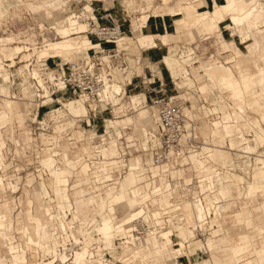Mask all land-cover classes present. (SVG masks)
Returning <instances> with one entry per match:
<instances>
[{
	"label": "rangeland",
	"instance_id": "rangeland-1",
	"mask_svg": "<svg viewBox=\"0 0 264 264\" xmlns=\"http://www.w3.org/2000/svg\"><path fill=\"white\" fill-rule=\"evenodd\" d=\"M121 1L124 0H116V3L114 4H106L102 0H92V4L95 5L97 9L101 8L103 12V9L106 7L109 8L108 12L117 11L119 23L123 21L124 17H126L127 22L130 25L131 21L133 20L134 22H136L143 15L144 11H150V14H155V12H157L158 14H164L168 13L169 8L174 6L175 4L176 6H179L181 3L187 5V2H191L190 5H193V2L195 0H187L186 2H177L178 0H169L167 4H164L163 0H151L150 2L148 0H127L130 7L126 6V4H123ZM199 2L200 1H196V3ZM70 4L66 5L65 10H56L58 5L64 6L63 0H0V56L4 59L1 63L3 65V68H1L0 70V85H6L4 87H6L10 91V96H12V98L13 96H16L17 98L24 97V93L25 91H27V93L25 94V98L29 99L26 100V102H28V105H26L27 103H25L27 108L23 107L24 103H16L18 104V106H20L19 109H21L16 111L19 112V115L14 114V110L10 113L8 109H6V107L0 106V178H2L4 182V184L2 185V189L0 190V195L2 196L4 193L9 198H15L18 204L17 210L14 213L15 219H13L11 207L8 204L3 203L9 207V210L7 212H0V229L5 230L6 232L7 230H11L14 226L17 227V224L19 223L21 239L23 240V243L27 245L21 251V253L17 254L22 255L24 257L23 259L16 260L13 258L15 264H24L23 262L25 260V252L31 242L32 244L35 243L39 248L37 247L35 249L33 247V253H28L27 258L30 261V264H37V262L46 260L47 258H49L50 260L55 259V263L53 264H58L60 262V259L54 256L52 252H45L49 250V241L51 239V234L49 233L50 228H48L46 225L50 217L45 215V210L50 209L53 210V212H57L58 210H64L72 206H74V208L76 209V199L79 198L78 195H76V192L79 191H86V196H91V189L86 186V181H84V179H87L88 177L85 175L83 178L77 175L82 169V166L84 167L86 164H88L87 161L91 158L95 159L96 161L102 159V156L100 155L95 156L94 151L96 150L95 143L101 141V136L103 134H106L107 137H109L108 135L110 134L111 137H114V139L117 140L116 147L119 149V152H121V154H124L123 151L128 153L124 158V162L119 163L118 165L115 164L116 168L113 169L114 174L118 178V180H116L117 183L115 185L119 186V188L120 183L118 184V182L123 181L129 171V169L126 170V168L123 166L124 163L127 166L134 165L136 168H138L141 165V160L138 156H141L143 161L149 162L153 154L152 152H154L155 141H153L149 136V128L148 130L144 131L142 127L136 128L140 125H136L135 127L133 122H129L126 125L120 124L119 126L109 125L110 123L108 124L109 120L116 121L122 120L127 117L125 114L119 115L118 111L120 109H116L117 113H115V115L107 113L105 115L106 121L96 119L94 122H92V114L91 112H89V110L87 116H84L85 118H77V116H74L75 114L73 112H70L66 108H64V103L67 102V100L80 99L78 97H74L69 94H59L57 97L59 99V102H50L49 100L47 101V98H44V86L42 84L41 86H38V83H40V76L38 75L35 77L34 75L35 72L40 74V67L41 64H43L45 58L48 57L47 64L52 70H56L59 64L63 65L66 61L82 59L84 58V56H90L93 60L99 58L102 60V64H104L105 68H107L108 70H115V72H117L118 74V77H123V81L119 79L118 83L120 85L123 84L126 78H135L136 75L144 74L147 69H153L157 73H159L161 77L164 78V81L166 82L165 88L169 91L174 90V84L171 81L172 74L161 61L163 58V54L161 55L159 61H156L158 60L156 59L155 61H152V63H149L152 59L150 57V52H153L157 49H162L138 48L136 46L137 42L135 43V41H137V38L134 41L133 34L131 33H127L130 37L126 36L122 41L124 42V45H120L119 43H103L104 46L100 49L94 48L89 50L86 47H77L70 51H49V55L51 57H49V55H42L43 51H47L50 47H53L55 43L63 42L64 40L69 38L76 37V40L88 41L89 39L86 37L88 35L91 39H99L94 33H90L89 31L87 33L85 32L88 30L86 26L88 21L80 19V21L82 22L81 23L77 19V16L73 15V13L75 12V15H78L81 11L72 9ZM72 4L73 7H75L74 5L77 3L73 2ZM87 5H90V3H88ZM219 5L220 4L217 3L214 7H217ZM246 6L250 7V4H247ZM208 8H206V6H201L199 7V10L205 11ZM259 8L261 10H264V0H261V6H259ZM91 10L92 8L89 11ZM90 13L91 12H86L85 15H89ZM166 16H168L171 20L175 19L170 15ZM253 20L254 18H252L251 21H248L245 26V28L248 29L249 32V35L245 37H243V34L237 26L232 25L230 21V16L228 14L225 15L223 22L219 24L220 27L212 32L202 30L200 26L196 25H189L183 28V31L188 30L191 35L185 36L173 42L172 45L177 49V51H173L171 52V54L174 55L179 61L177 66L173 68V71L178 70V76H181L183 75V73H186V68H188L190 73L186 78L183 77L181 79L179 77L178 82L180 84L183 83V85H185L184 87H189L190 85H193L192 87H194L195 89H199V86L203 89H206L203 86L208 84V77L203 74L206 72V68L212 67L214 65L217 67L220 65L231 66L235 72L236 78L241 80L239 72L240 70L234 66V64H236V60L233 59L230 63H227V60L235 57L233 50L236 53L243 52V50L245 51V45L249 43H252L250 45H247L250 46L251 49L260 48V46H262L260 43L262 41L264 42V15L263 18L259 20V28L256 27L254 22H252ZM72 21H76V26H84V31L80 32L79 29L75 28V30L72 31L73 34H69L66 36L63 35V37H60L56 31V26H58V28L60 26L61 28H67L70 27V22ZM219 29H221V31L219 32L220 35L216 33V31ZM171 31L174 32L175 30ZM247 38L249 39L245 40ZM222 43L224 44V46L222 45ZM5 45L6 48L13 47L16 45L24 46V53H28L26 57H28L29 54L31 57H29L28 59H23V53H18L15 56L14 60L4 58L3 47ZM228 47L231 50H227ZM233 47L239 48L233 49ZM116 48L126 49V51L124 52L127 53L123 55V57H121L120 59H110L111 62H108L109 58L105 60L109 55L108 51L104 53H96L99 50H112ZM189 48H192V51L188 52ZM19 50H22V48L20 47ZM252 51L250 50V53L254 55ZM66 53L70 55L58 57V55ZM191 53L192 60H190L189 56ZM178 54H181L180 57ZM44 56L45 58H43ZM218 60L226 64L220 63ZM30 61L33 63L31 68L32 70L29 71L32 77L28 74V72H26V68L30 66L27 64H30ZM187 65H190V67H188ZM244 68L247 72L246 75L248 76V78H259L261 76L257 69H253L252 67H250V64L245 66ZM60 72H62V70L58 69L57 71L52 72V74ZM5 74L9 76L8 82L4 81ZM33 77L38 79V83ZM138 79H140V77H138ZM44 85L48 88V90H51L52 82L49 79H46V81L44 79ZM259 86L260 85L258 83L255 85L253 84L250 89H247L245 87L247 90L245 89L244 93H238V97L240 96L242 105L244 104L246 99L248 100L250 98H254V96L257 97L258 94L253 89H256ZM123 88L126 89V94L124 98L120 100L119 106L122 105L128 107V112H126V114L128 116H131L132 120V116H134L135 119L137 117H141L142 110H140L139 108L144 107L148 109L145 106H141L143 104V100L141 99V97L144 98V95L137 96L139 90H133L131 87L124 86ZM261 88L263 89L262 94H264V88L262 87V85ZM204 92L208 93L199 94V92L194 90V99L199 106V113L203 116V118L206 116L207 108L214 107V99L221 95L220 90L217 87ZM229 94L230 92L227 90L223 93V95L227 96H229ZM1 95L2 96H0V102L3 101V98H6L5 93ZM133 97L136 99V106L132 101ZM238 97L231 93L229 99L231 101H236L237 99H239ZM204 98L206 99L205 101ZM259 99L260 97L258 98V100ZM80 100L84 103L82 99ZM230 100H225L223 104L228 105ZM239 109L244 111V116L248 120L250 117L258 118L259 125L261 126V128H257L259 131L258 134L257 130L255 131V129L246 132L244 125L243 127L241 126L243 139L235 140L237 142H240V146H231V149L229 150V156L231 159H233L234 162L232 163L234 166V170L231 172L233 174H236L234 177L235 180H237L236 178H238V181L243 180L242 191H244V199L243 203L239 202L238 204L240 205H232V207L230 206V208H226L228 209L226 211L237 212V208L238 206H241V203L242 209L245 210V202L248 201V208L252 211L254 215H258L260 213L258 212L260 210L259 207L264 208V188H261L262 191L257 192L255 196H251L248 198L246 197L245 193L249 190L248 185H250V187L258 185V181H256L254 177H252V175L256 173L258 171L257 169H259L260 167H256L254 170H251L252 168L250 169L249 166L246 165L247 168H249L250 170L246 169L245 171L243 169V171H238L236 165L238 164V155L236 150L245 148L251 144L252 146H255L254 150L250 151V154L245 153L246 156H244V159L248 161V156H250L251 161L254 163L256 162V158H264V139L261 138V136H264V120L261 118V114L264 115V108L261 106H256L254 108L239 106ZM148 110L149 112H145L146 117H149L150 119L148 123L151 131L155 132V122L153 121L154 111L152 108ZM219 110L222 114H224V112H227L229 109L228 107H222ZM21 111H24L23 115ZM60 113H63L64 115ZM138 114L140 115L138 116ZM235 114L237 115L238 113ZM57 116L58 118H56ZM210 118L211 117H209V119ZM56 119H58V123L56 122ZM204 119H207V117ZM241 120V123L243 124L245 122V120H243V116ZM64 122L66 123L64 124ZM67 122L71 124L67 125ZM91 122L93 123V125L95 124L97 126H90L91 124L89 125V123ZM57 126L58 128L61 127L59 129L60 131L58 130ZM63 126L65 129L62 128ZM202 126L203 124L199 123L198 128H202ZM208 127H210V124H208ZM116 128H118V130H121V135L117 134ZM56 129L59 132H56ZM42 134H44V137L46 138H44ZM50 140L53 142H51ZM197 141L198 143L196 144V146L198 150H203L202 146L206 145V140L204 132L200 129H198ZM241 143H243V145ZM222 144L223 143H221L220 141L216 142V145L218 147H221ZM224 147L226 149L230 148L229 138L228 142L227 138L224 139ZM132 148L133 152L130 154L129 149ZM136 149L139 150L137 151ZM107 150L109 149H105L104 147L103 152ZM246 151L248 150L246 149ZM73 152H77L78 154H74ZM83 154H85L84 159ZM132 157L133 159L131 161ZM96 163L97 169L99 168L97 167L99 162ZM228 164L231 165V163ZM75 165L77 167H75ZM65 168L69 169V171ZM60 171L63 172V174H61ZM102 173L105 174L106 171ZM63 177H66L69 180L68 186H66L67 184L62 186H54L57 181L62 182ZM109 177L110 176H107L105 178ZM52 178L54 180V184L51 182ZM80 178L83 180H81ZM130 178L132 179V177ZM142 178V181L146 179V177ZM230 178L233 179V176ZM110 182L114 183L113 181ZM110 182L99 184V189H96L97 193H102V197H105L106 190L108 189L106 184ZM147 182L149 181H146V183ZM9 183H14V185L16 184V189H13L15 191L12 190ZM261 184L264 186V183H260V185ZM5 186L7 188H5ZM146 186L148 188L149 184L147 183ZM232 188L233 189L231 190L234 191V196H239L240 192L234 190V186H232ZM142 191V193H146L148 190L146 191L145 187H143ZM72 193L74 194L72 195ZM132 194L137 195L135 192H132ZM123 195H125V193H123ZM5 198V196H2L0 198V203L5 202L3 200ZM102 199V205H105L104 201H106L107 198ZM136 199L137 197L135 196L129 198V204L133 209L136 208ZM256 207H258L257 210ZM20 209H23L22 216L20 217L19 215V218H17L16 215L20 211ZM140 209L141 208H138L137 210ZM82 211L85 210L81 209V212ZM116 212L117 216L121 219L123 217L122 209L118 208ZM190 212L191 216H187L192 219V211L190 210ZM228 212L222 215V222L224 221V224H226L225 228L227 229L228 227L227 230L230 233H233L234 230L237 231V233H235L233 237H237L238 233H240V235L243 233H248L252 235V242L251 244L249 243L248 249L244 255L247 259L254 260L253 264H258L255 260L256 254L253 253L252 248L262 246L261 239L255 240V238H258L260 232L254 229V227H246V225L248 224L247 222L252 224L259 223L260 226L263 227L262 230H264V219L262 221H259L258 219H251L246 222V225L242 222L240 226H238L237 224L232 226V224L234 223L232 221L235 217L233 218V220H231L229 217L227 220H224V215H226ZM90 214H93V212H90ZM107 214L110 213L109 210L105 207L103 211L101 213L99 212V214L97 215V222L90 225L91 235L95 236L97 240L89 242L91 250L90 253L93 255L94 260L91 263L88 262L87 264H99L100 262L98 260L100 259H104L106 262H108V264H141L139 262L140 260H138L137 262L134 261V258L130 256V253L126 254L122 245V242L124 241V239H122L123 237H115L114 239H112L113 235H111L110 239L107 240L106 236L111 228L108 226V224L104 226L100 225V231L102 232V236L96 229L93 228L94 224H100L101 221L103 223L104 220H102V218ZM56 217V215L52 216V218ZM69 217H71V215ZM127 219L128 217L119 221L120 224L124 226L126 224ZM27 221L29 224H27ZM115 225L116 223L113 226L115 227ZM61 226L65 227L66 223L62 222ZM215 229H218L217 225L212 226L210 222V224H206V229L197 230L195 236H192L193 238L191 237V245L186 242V247L184 249V253L182 254L184 257V264H213L214 254L216 256H225L229 253L228 248L230 247V245L227 243H222L221 246H217L215 251L213 252L207 250L205 246L201 247L196 244V241H199L202 244L206 243L207 239L214 235L213 231ZM99 235L102 237L101 241L98 239ZM222 236L223 234L217 235L216 237H214V239L218 240ZM171 238L173 240L174 245L182 241V237L179 234L173 235ZM110 243L113 245H110ZM0 244H2V242ZM67 244V252L68 254H70V257H72L73 248H79L80 246H83H78V243L75 242V239H73V237L70 238V241H68ZM107 244H109V246ZM86 248L88 247H85L77 252H81ZM61 250L64 249L61 248ZM154 251H149L150 255L148 256L150 260L152 259L153 261L147 260V254H144V256L142 255L143 263L160 264L163 260V264H177L176 262H174V260H168L167 258L162 259L163 253L161 254L158 251ZM135 253L136 251H132L131 254L134 255ZM104 260L103 264H105ZM131 260L134 262H131ZM204 260H206L205 263H203ZM6 261H10L9 258L6 259L4 262L6 263ZM73 263L76 264V256L74 258Z\"/></svg>",
	"mask_w": 264,
	"mask_h": 264
},
{
	"label": "built area",
	"instance_id": "built-area-1",
	"mask_svg": "<svg viewBox=\"0 0 264 264\" xmlns=\"http://www.w3.org/2000/svg\"><path fill=\"white\" fill-rule=\"evenodd\" d=\"M73 2L77 3L74 5L75 7H73ZM68 4L71 5L72 9L82 11V4L79 0H68L66 5ZM101 10V8H95L93 10V13L95 14L94 17H89L87 19L90 33H94L99 39L103 38L112 41L118 40L123 37V35L127 34V31L123 28L127 23L126 17H124L123 21L119 23L117 18L109 13L106 16H102L108 20V23L101 24L99 22V14ZM106 51L109 52V55L107 56V58H109L108 62H111L110 59H120L127 53L124 52L126 49L118 48L103 51L99 50L96 53H104ZM178 55L180 57L181 54ZM47 60L48 57L44 60L46 63L43 62V64H41L39 71V76L43 82L44 79L45 81L46 79H49L52 82L51 90L46 92L44 89V98H47V101L59 102V99L57 98L59 94H69L80 99L83 98L89 112L92 114V122L96 119L106 121L105 115L107 113L115 115V113H117L116 109H120L118 111L119 115H123L128 112V107L119 106L120 100L123 99L126 94V89L123 87L128 86L133 90H139L137 96L144 95V98L141 97L143 100V104L141 106H145L148 109L152 108L154 111L153 119L155 122V132L153 134L148 133L151 139H156L154 152H152L153 154L151 156V162L154 167L158 168V173L154 175L150 170L149 165L146 164V179L147 181H153L158 185H167V189L163 193L165 194V198H167L168 203L164 204L160 201L152 203L151 200H149L151 203H148V207L159 208L161 214H159L158 217H155L153 216L154 214L152 211L146 209L145 213H141L129 223L124 225V227H126V233L133 236L136 242L141 239H145L148 234H151V232H155V234L160 235L163 232L169 231L171 237L173 235H178V232L180 231L179 226L182 223H186V217L183 211V207L186 202L206 205L210 202V200H215V204L217 205L218 202L223 203L229 199H234L229 195L227 197H224L221 194H216L214 196L216 193L214 188L220 187L219 178H217V175L213 173V170L207 169L204 166L199 167L198 162L192 159L193 155L195 156L196 154H199L200 157L202 156V158L208 159L205 165L212 161L211 158L203 157V154H201L202 150H198L196 146L198 143V129L201 130V128H198V125L199 123H203L205 120H212L214 117L218 118V113L216 112L207 113L204 117H207V119H204L199 113V106L194 99V90L199 92V94H203L200 89H195L192 86L184 87L185 85L179 89L177 88L175 79L171 75L174 90L169 91L165 88L166 82L164 81V78L161 77V75H159V73L155 70L151 69L149 71V69H147L144 74L136 75L135 78H126L123 82L124 85L122 84V88L116 90L113 85L119 82L117 72H115V70H108L105 68L104 64H102V60L99 58L93 60L90 56H84L82 59L66 61L63 65L59 64L56 70H52L50 68L47 64ZM29 63L30 66L26 68V72H28V74L32 77L29 71L32 70L31 68L33 63L31 61ZM187 66L190 67V65ZM58 69H61L62 72L52 74V72L57 71ZM187 72L189 75V70H187ZM138 77H140V79H138ZM34 79L38 83V79ZM38 86H41V84L38 83ZM205 100L206 99L204 98V101ZM209 117L211 118L209 119ZM92 122L89 123V125L91 124L90 126H97L95 124L93 125ZM240 122H242V120ZM108 136L109 137H107L106 134H103L101 136V141L95 143V146L103 145L108 148L110 146V141L114 139V137H111L110 134ZM242 136L243 134L240 124V131L237 136L238 140L243 139ZM241 144L243 145V143ZM136 150L138 151L139 149ZM236 151L238 155V164H236L237 170L243 171L245 167L244 156H246V152L243 149H237ZM123 152L124 154H121L118 150L117 155H112L111 159H108V157H105L97 151L98 155L102 156V159L99 161L92 158L88 160L87 163L90 166L89 171L94 172L93 170H97L94 168V162L102 163L105 161L104 163L106 165L104 167L106 170L99 171L101 173L106 171L103 175H111V177H104L102 180H98L96 177H93L92 179L94 180L91 183L94 182V184L98 187L99 184L106 182H116L118 178L114 174L113 169L116 168L115 164L118 165L119 163L124 162V158L128 153L125 151ZM132 152L133 148L129 149V153L131 154ZM84 157L85 154H83V159ZM111 161H117L118 163H113ZM212 164H215V162H212ZM215 165V169L220 172L223 180L224 176H227L234 170L233 164L220 165L216 163ZM123 166L126 170L130 169V165L127 166L124 163ZM181 172L183 173L181 174ZM240 185L242 186L241 188H243V183H240ZM153 197L162 199L163 195L153 194ZM243 199L244 196L242 194L236 198L237 202H242ZM211 216H214V212H211L206 216V223L204 226L197 225L193 228L195 233L199 229H206V224H210L209 219H211ZM13 232L16 235L20 234L17 229ZM117 237H123V242L128 239L127 236L123 234L117 235L116 238ZM79 245L84 246V242L78 243V246ZM33 246L37 248L36 245ZM53 263H55V261L50 262V264ZM58 264L64 263L60 261Z\"/></svg>",
	"mask_w": 264,
	"mask_h": 264
},
{
	"label": "bare ground",
	"instance_id": "bare-ground-1",
	"mask_svg": "<svg viewBox=\"0 0 264 264\" xmlns=\"http://www.w3.org/2000/svg\"><path fill=\"white\" fill-rule=\"evenodd\" d=\"M79 1L82 4V11L78 15H75L76 12L73 13V15L77 16V18L79 20L80 19L81 20L82 19L83 20H87L89 17H94L95 14L93 13V10L96 7H95V5L92 4V0H79ZM165 1H168V0H165ZM196 1H199V0H195L194 2H196ZM257 1L258 0H224V3L222 5L214 7V10L212 11V17H213L214 20H219L224 14L225 15L228 14L231 17L230 19L233 22V24H235L240 29V31L242 32L243 36H247L249 34L248 30L245 28L247 22L251 21V19L254 18V20H253L254 24L259 27L260 26L259 20L261 18H263V15H264L263 14V10H261L259 8L260 5L257 3ZM67 2H68V0H63V4H64L65 8H66ZM88 3H90V5L92 7L91 11H88L86 9ZM187 3L191 4V2H187ZM247 4H250V7H247L246 6ZM192 10L194 12L198 11L196 7H194ZM86 12H91V13L89 15L88 14L85 15ZM172 12H173L174 16H177V17L180 16L181 18H187V20H189L191 22L194 21L193 17H192V14H191V9L187 5H184L183 3H181L178 6V8L173 9ZM76 25H77L76 21H72V22H70V27L61 28L58 31H59L60 34H62L64 36L69 35V34H73L72 31L75 30V28L79 29L80 32L84 31L83 30L84 26H76ZM88 31H89V29L87 31H85V32L87 33ZM126 36H128V34L123 35V37H121V38H119L118 40H115V41H112V40H109V39H103V38H100L98 40L95 39L94 41L97 42V43H94L93 40H90V42H89V41H85V40H83V41L76 40V37H73V38H69L68 37L69 39H66L63 42L55 43L53 47H50L47 51L46 50L43 51L42 55H49L50 54L49 51L50 52L54 51V50L55 51L58 50V52H59V50H63V51L64 50H68V51H70V50H73V49H75L77 47H80V48L81 47H86L89 50L94 49V48L98 49V48L103 47V45L102 44L100 45L99 43H110V44L121 43ZM136 42H137V44L140 47H143V48L147 47V46H150V45H152V46L153 45H158V43H159L158 41L155 40L154 36H152V35L140 36L139 38H137ZM260 44L262 46H260V48H255V49H251L250 46H246L247 50L244 52V54H241L239 57H234V59L236 60V64H234V66L240 70L239 71L240 75H241L242 79H244L245 87L247 89H250V87H252L253 84L255 85L257 83L259 85H262V87L264 88V42L262 41ZM89 45H91V46H89ZM250 50L251 51L253 50L252 52H253L254 55H252L250 53ZM191 55H192V53L189 56H191ZM227 63H228V60H227ZM224 64H226V63H224ZM249 64H250V67H252L253 69L257 68L262 73V76H260L259 78H250V79H248L244 67L249 65ZM27 65H29V64H27ZM186 70H188V69L186 68ZM233 72L234 71L231 68H229L228 66L220 65V66L217 67V66L214 65V68L210 69L209 73H211V74H213L215 76H218L220 78H223L224 76L233 75ZM187 74H188V72H187ZM34 75L36 77L39 74L35 72ZM4 81L8 82V80H6L5 77H4ZM39 82H40V84H42L44 86V88H45V90L47 92L48 88L44 85L43 80L39 78ZM113 86H114V89H116V90L121 89V86L119 84L115 83ZM134 97L132 98V101H133L134 105L136 106V99ZM81 99L84 101L83 98H81ZM16 103H18V102H16L15 100L13 101L12 99H9V98L8 99H4L3 98V101L0 102V106L6 107V109H8V111L10 113L14 110V114H19L16 111L20 108V106H18V104H16ZM237 103H235V104H237ZM231 104H233V103H231ZM64 106H65L64 108H66L68 111L73 112L75 114L74 116H77V118L78 117L87 116L88 109L86 107V104H84L80 99L67 100V102L64 103ZM60 112H61V110H60ZM209 112L218 113V118L214 117L212 120H205L202 123L203 126L201 128V131H203L204 135H205V131L207 130L206 127L208 126V124H210V129H211V134H210V137H209L210 143H209V141L207 143L206 137H205V140H206V145L210 144L209 146L213 150L217 147L216 141L212 139V136H213V133H214L215 130L220 132V134H221L220 138L223 139L222 140L223 144H224V139L227 138V142H228V138H229L230 148H228V149L230 150L231 149L230 141L238 139L237 136H238L239 131H240V124H241L242 127H243V125H249L248 126L249 128L246 129V132L251 131L252 129H254L253 126L251 125V122L244 116V114H245L244 111L239 109V106H235V107L229 108L228 112L231 113V116H230V114L229 115L227 114L226 117H225L224 114H222L221 112L214 111V110H212L210 108H207L206 114L209 113ZM235 113H238V114L236 115ZM60 114H63V113H60ZM125 115H127V114H125ZM138 115H140V114H138ZM242 116H243V120H245V122L243 124L240 122ZM132 117H133L134 122L136 123L135 125L142 126L141 122L139 120H137V118L135 119L134 116H132ZM56 118H58V116ZM60 118H61V116H60ZM56 122L58 123V119H56ZM61 122H62V120H61ZM59 123H60V120H59ZM65 123L66 122H64V124ZM70 124L67 122V125H70ZM154 127H155V124H154ZM57 128H58V126H57ZM60 128H58V130ZM62 128L65 129L64 126ZM229 130H231V131H229ZM59 131H57V129H56V132H59ZM116 132H117L118 135L122 134L121 130H119V132L116 130ZM150 134H153V133H150ZM256 134H257V132H256ZM42 135L44 137V134H42ZM52 137H54V136H52ZM44 138H46V137H44ZM152 140L156 141L155 138H152ZM51 142H53V141H51ZM116 142H117L116 139L111 140L110 141V146L108 148L105 147V149L107 148L109 150H107L105 152H103V149H104L103 145L102 146H95L96 150L94 151V155L95 156L98 155V153H97V151H98L101 154H103L105 157H108V159H111L112 155L115 156V155L118 154V150L119 149L116 147ZM239 144H240V142H239ZM206 145H203L202 149ZM101 147H103V148H101ZM241 149H244L245 151L247 149L249 152L246 151V153H250V151L253 150V148L251 146H248L247 148L246 147L245 148H241ZM201 154H203V157H208L209 156L208 153L204 154V150H202ZM216 157H217V155H216ZM208 158H210V157H208ZM132 159H133V157L131 158V161H132ZM192 159L194 161L198 162V166L199 167L204 166L207 169L213 170V173H215L217 175V178H219L220 187L214 188V191H216L214 196L216 194H218V195L221 194L224 197L225 196L227 197L229 195V196H232L234 199H232V200L229 199L228 201L223 202V203L218 202L217 205L215 204V200H210V202L207 203L206 205L192 204V203L186 202L184 204V207H183V211H184V214H185V217H186V223L185 224L182 223L179 226V230L180 231L178 232V234L182 237V241H180L176 245L173 244V240L171 238V235H170L169 231L163 232L160 235L155 234V232H151V234H148V236L145 239H141V240L136 242L133 236H131V235L126 233V227H124L122 224H120L118 219H114V222L116 223V225H115V229H114V231L112 233V235H113L112 239H114L117 235H120V234L126 235L128 239H127V241L123 242L122 245L124 247V251L126 253H130V256L132 258H134V261L137 262L138 260H140L139 262L141 264H147V263H143V257H140L139 255H138V257H136V253L134 255H132L131 254L132 250L128 251V249L131 248L132 246H134L135 243L138 244L140 242H143L148 247V251H153L154 249H160L162 251V253H164V252L168 253L170 251H174L178 256H183L182 254L184 253V249L186 247V242H188L189 245H191L190 241L192 240V238L196 234L193 228H195L197 225L204 226V224L206 223V216L208 214H210L211 212H214V216H211V219H209V221L211 222V225H212V223H215V224L216 223H221V225H223L224 221L222 222V219H223L222 215L224 213L228 212V211H226V210H228L226 208H228V207L230 208V206L232 207V204L230 202H236L237 203L236 198L238 196H234V193H233L234 191H232L231 189H233L232 186H234L235 187L234 190H237V192H240V190H241L240 183H242V181H239V183L237 185L236 181L232 180V178H230L229 175L224 176V180H223L220 172H218L217 169H215L216 168V165H215L216 163L220 164V165H224L222 160H220L219 158H217L218 160L211 159L212 161L209 164L202 165V164L199 163L198 160L199 159H204L207 162L208 159L202 158V156L200 157L199 154H196L195 156L193 155ZM104 162L105 161H103L102 163H104ZM111 162L118 163L117 161H111ZM212 162H215V164H212ZM244 162H245V164H244L245 165V167H244L245 171H246V169L250 170L251 168H252L251 170H254L256 167H260L261 168V169L260 168L257 169L258 171L256 173H254V179L256 181H258L259 183H264V158H256V162L253 163L251 161V159H250V156H248V161H246V159H245ZM232 163H234V162H231V165H232ZM146 164L149 165L150 170L153 172L154 175H156L157 172H156L155 169H153L154 165L153 164H149L146 161H143L142 167H141V173H142L141 175H142V177H146V172H145L146 171V168H145ZM225 164H227V163H225ZM96 165H97V163L94 162L95 169H96ZM246 165H248L250 169L247 168ZM100 166H101V163H98L97 167H100ZM75 167H77V166L75 165ZM80 167H81V165H80ZM88 168H89L88 164H86L84 167L82 166V169L79 171V173L77 175V176H80V177H83V178L86 175L89 178V179L84 180V181H86V186L91 189L90 190L91 196L89 195V196H83L82 197L89 204L88 207L84 209L85 211L81 212V210H80L79 212H77L76 209L74 208V206H72L70 209H67V210L64 209V212H62V210H58L57 212H53V210H50V209L45 210V215L50 217L49 220L47 221L46 225H47L48 228H50L49 233L51 234V239L49 241L50 246L48 248L49 250H47L45 252H52L54 254V256L58 257L60 259V261L62 263H64V264H74L73 261H74L75 256H76V264H87L88 262L91 263L94 260V257L90 253L91 250H90L89 242L90 241L93 242L94 240H97V239H96L95 236L91 235V231H90L89 225H92L93 223L97 222V215L99 214V212L101 213L105 207L109 210L110 214H107L106 216H103L102 220H106V218H108V217L113 218V215H114V218L117 217V213H115V212L112 213L110 211L109 206L106 203L108 199L106 201H104L105 205H102V203H103L102 193H97V190H96V189H99L100 186L97 187L94 184V182L91 183L94 179H92L93 177H91V178L89 177L90 175H88V173H87L88 172ZM65 169L69 171V169H67V168H65ZM98 173H100V174H98ZM102 176H103V173H101L100 171L99 172L96 171L95 177L98 180H102V179H99ZM252 177H253V175H252ZM146 181L147 180L145 179V180L139 182L138 186L141 187V188L145 187V190L146 191L148 190L147 193H149V198L144 203V206H143L144 211L138 213L135 217H137L141 213H145L146 209H148L149 211H152L153 214H154L153 216L158 217L159 214H161L160 211H159V208H150V207H148V203H151V202L152 203H157V202L160 201L161 203L167 204L168 200H167V198H165V194L163 193L167 189V185L166 184L158 185L157 183H154L152 181V182H147L149 184V186L147 188ZM51 182L54 184L53 178H52ZM3 184H4V182H3L2 178H0V190L2 189V185ZM110 184H112V183H110ZM9 185L12 188V190L16 189V186H15L16 184L14 185V183H9ZM107 185H109V184H107ZM5 188H7V187L5 186ZM13 191H15V190H13ZM153 194L154 195H163V198L162 199L154 198ZM2 196H5L6 198L3 199L5 202L0 203V212H7L9 210V207L6 204H8L11 207V209H12V215L14 217V213L16 212L17 207H18V204H17L15 198H9L4 193H3ZM2 196L0 195V198ZM149 200H151V202ZM3 203H6V204H3ZM227 203H229V204H227ZM215 205H216V207H215ZM48 210H50V211H48ZM188 210L192 211V215H193L192 219L187 216V211ZM22 211H23V209H20V211L17 213V215H16L17 218H19V215H20V217L22 216ZM195 211H196L197 214L195 213ZM90 212H93V214H90ZM40 214H43V213H40ZM230 214L231 213L228 212V214L225 215V220H227L226 218ZM53 215H56L58 218L57 217L56 218H52ZM70 215H71V217H69ZM75 215L79 216V217L77 219H74ZM62 222L66 223L65 227L61 226ZM27 224H29L28 221H27ZM101 224H102V221H101L100 224H94L93 228L96 229L99 232V234L102 236V232L100 231V225ZM118 224H119V226H118ZM246 227H252V228L254 227V229L258 230L259 232L263 231L262 230L263 227H261L259 223L258 224L257 223L256 224L248 223L246 225ZM229 228H231V227H229ZM15 229L19 230L15 226L12 227L11 230H7L6 232H5V230L0 229V243L2 242V244H0V248H1L0 263L1 264H7V263L15 264L14 261H13V258L16 259V260L24 258L22 255H17V254L21 253V251L27 245L23 243V240L21 239L20 234L16 235L13 232ZM183 231H185V232L186 231H190L192 233V235L189 236L188 238H185L182 235ZM19 232L21 233L20 230H19ZM233 232H237V231L234 230ZM100 235H99L98 239L101 241L102 237ZM166 235H168L170 240H168ZM71 237H73V239H75V242H77V243H83L84 242V246H80L79 248H73L72 249V251H73L72 257H70V254H68V252H67V249H68L67 243H68V241H70ZM82 237H83V240H82ZM182 244H183V246H181ZM33 245H36V244L33 243L32 246ZM107 245L109 246V244H107ZM85 247H88L89 249L86 248V249H84L81 252H77V251H79V250H81V249H83ZM34 248H36V247H34ZM61 248H63L64 250H61ZM205 248L210 251V249H209V247L207 245L205 246ZM42 251H44V250H42ZM2 252H4V253H2ZM8 258H9L10 261H6V263H5L4 261L6 259H8ZM54 260L55 259L49 260L47 258L46 260H42L40 262H37V264H50V262H54ZM103 260L104 259L98 260L100 262L99 264H103ZM134 261L131 260V262H134ZM105 264H108V262L105 261Z\"/></svg>",
	"mask_w": 264,
	"mask_h": 264
},
{
	"label": "crops",
	"instance_id": "crops-1",
	"mask_svg": "<svg viewBox=\"0 0 264 264\" xmlns=\"http://www.w3.org/2000/svg\"><path fill=\"white\" fill-rule=\"evenodd\" d=\"M102 1H104L106 4H108V3H110V4L116 3V0H111V1L102 0ZM148 1L150 2L151 0H148ZM163 1H164V4H167L169 0L168 1L163 0ZM186 1L187 0H178L177 2H186ZM199 1H200L199 3L193 2V5H190V4L187 3V5H189L188 7L191 9V14H192V17H193V20H194L193 22L187 20V18H181L180 16L179 17L174 16L172 10L178 8V6H176V4H175L174 6L169 8L168 13H164V14H158L157 12H155V14H152V13L150 14L149 13L150 11L149 12L144 11L143 15L136 22H134L132 20L130 25L127 22L126 25L123 27L127 31V33L133 34L134 41H135L136 38H138L140 36H143V35H152V36H154L155 40L159 42L158 45H153V46L150 45V46H147V47H144V48H147V49H150V48H161L162 50L157 49V50H154L153 52H150V54H151L150 57L152 59H151V62H149V63H152V61H155L156 59H158L156 61H159L161 55L163 54V58H162L161 61L164 63L165 67L171 72L172 77L175 79V82L177 84V88H179V89L183 87V83L180 84L178 82V78L179 77L181 79L183 77L186 78V77H188V74H187V71H186V73H183V75L178 76V72H177L178 70L177 71L176 70L173 71V68L176 67L178 62H179L178 59L174 55L171 54V52L177 51V49L172 45L173 42H175L178 39H181V38H183L185 36L191 35V33H189L188 30H184L183 31V28H185V27H187L189 25L200 26L202 28V30H207L209 32H212L215 29L220 27L219 24H221L223 22L224 17H225V14L219 20H214L213 17H212V11L214 10V6L217 3L221 5L224 0H199ZM121 2L123 4H126V6L130 7V5L128 4L127 0H124V1H121ZM257 3L261 6V0H258ZM201 6H206V8H208V7L209 8L207 10H205V11H200L199 7H201ZM262 6H263V4H262ZM194 7L197 8V10H198L197 12H194L192 10ZM86 8L89 11L92 7H91V5H87ZM60 9L65 10V7L63 5H58L56 10H60ZM103 10H104V12L101 10L100 14H99L100 15V21L99 22L101 24L108 23V20L106 18L102 17V16H106L109 13L112 16H114L115 18H117V20L119 21L118 12L117 11L108 12L109 11L108 7L104 8ZM263 14H264V10H263ZM166 15H170V16L174 17L175 19L171 20ZM230 21H231V19H230ZM231 23H232V25H235V24H233L232 21H231ZM88 25L89 24L87 23V25H86L87 29H89ZM256 27H258V26L256 25ZM59 29H61V26L59 28H58V26H56V31H57L58 35L60 37H63V35L60 34L59 31H58ZM171 30H175V31L173 32ZM220 31H221V29L217 30L216 33L220 35V33H219ZM86 37L89 39L88 40L89 42H90V40L94 41V39L89 38L88 35ZM243 37H245V36H243ZM248 39L249 38H247L245 40H248ZM53 42H51V43H53ZM94 43H97V42L94 41ZM135 43H136V41H135ZM99 44L103 45V43H99ZM119 44L120 45H124V42H121ZM250 44H252V43H249L247 45H250ZM222 45L224 46L223 43H222ZM247 45H245V51L247 50L246 49ZM136 46L138 48H143V47H140L137 43H136ZM20 47L22 48V50H19ZM23 48H24V46H20V45H16V46H13V47H7L6 48V45H5L3 47V49H4L3 50V56H4V58H8V59L14 60L15 56L18 53H23L22 58L23 59H28L31 56L29 54V56L26 57L28 55V53H24L25 50H23ZM101 48H103V47H101ZM234 48H239V47H233V49ZM98 49H100V48H98ZM227 50H231V49L228 47ZM190 51H192V48H189L188 52H190ZM245 51L243 50V52H237L236 53L233 50V53L235 54V57H238L239 55L244 54ZM67 55H70V54H68V53L61 54V55H58V57H63V56H67ZM46 56H48V55H46ZM191 56H190V59L192 58ZM49 57H51V56L49 55ZM43 58H45V56ZM107 59L108 58H106V60ZM233 59L234 58L228 59V62L230 63ZM3 60L4 59L0 56V70H1V68H3L2 67L3 65L1 64ZM218 61L221 62V63H224V62H222L220 60H218ZM212 67L214 68V66H212ZM212 67L206 68V72L203 74V75H206L208 77V79H207L208 84L203 86L206 89H203V88H201L199 86V89H200V91L203 94H207L208 93V92L206 93L204 91H209V90H211V89H213L215 87H217L220 90L221 95L214 99V101H213L214 107L210 108V109H212L214 111L221 112L219 109L222 108V107H228V109H229V108L235 107V106H245L247 108H250V107L254 108L256 106H258V107L261 106V107L264 108V94H262L263 89L261 88V85L259 87H257L256 89H253L258 94L257 97L258 98L260 97V99L258 100V98L256 96H254V98H250L248 100L246 99V101L244 100L245 102L243 101L244 104L242 105V101L240 100V96L238 97V95H239L238 93H240V92L244 93V90L246 88H245V81H244V79H242L241 75H240V79L241 80L236 78L235 72H233V75H231V76H224L223 78H220L218 76H215V75L209 73L210 69H213ZM228 67L233 70V68L231 66H228ZM255 69H257V68H255ZM149 70H151V69H149ZM259 73L262 76V73L260 71H259ZM246 74H247V72H246ZM248 75H250V74H248ZM4 77L7 80L9 78V76L7 74H5ZM118 78L121 81L124 80L123 77H118ZM248 79H250V78H248ZM117 84H119V83H117ZM4 86H6V85H0V93L1 94H3V93L6 94V98H4V99L10 98L12 100H15L18 103H24L23 107L27 108L26 105H28V102H26V100H29V99L25 98V94L27 93V91H25L24 97L17 98L16 96H13V98H17V99H13L12 96H10V91ZM120 86L122 88V85H120ZM190 86H193V85H190ZM226 90L229 91L230 94L233 93L234 95H236L239 99H237L236 101H234V100L231 101L229 99L230 94H229V96L223 95V93ZM225 100H230L228 105H224L223 104V102H225ZM25 103H27V104L25 105ZM231 103H233V104H231ZM235 103H237V104H235ZM139 109L142 110V112H141L142 115H141V117H137V116L136 117H137V120H139L141 122L142 126H137L136 127V125H135L134 121L132 120L131 116H128V115H126L127 117L122 119V120H116V121L109 120L108 124L110 123L109 125L119 126L120 124L126 125L129 122H133V124H134V126L136 128L142 127V129L144 131L148 130V128H149L148 132L149 133H154V131H151L149 123H148V121L150 119H149V117L148 118L146 117V113H145L146 111L149 112V110L144 108V107H141ZM144 109H146V110H144ZM18 110H21V109H18ZM228 111L224 112V116L225 117H226L227 114L228 115L230 114V116H231V113H229ZM23 113H24V111L22 112V115H23ZM116 117H120V116H116ZM261 118L264 120V115L261 114ZM10 121H11V117H10ZM249 121L251 122V125L253 126V128L255 130H257V132L259 134V131H258L257 128L258 127L261 128V126L259 125L258 118H251L250 117ZM248 126L249 125H244L245 129L249 128ZM206 129L207 130L205 131V137L207 139V143H208V141L210 143L209 137H210V134H211V129L208 126L206 127ZM116 130L119 132L118 128H116ZM220 136H221L220 132L215 130L214 133H213L212 139L215 140L216 142L220 141L222 143L223 139H221ZM261 138L264 139V136H261ZM230 143H231V146L239 147V145H240L239 142H237L235 140H231ZM209 145L210 144H207L203 148L204 154H206V153L209 154L208 157H210L211 159H214V160H218L217 158H219L220 160H222L224 165H225V163L228 164V163L233 162V159H231L230 156H229V153H230L229 149H226L224 147V144H222L221 147L217 146V148H215L214 150ZM248 146H251L253 148V150H254V147H255L254 145L253 146L252 145H248ZM73 153L76 154L77 152H73ZM216 155H217V157H216ZM138 157L141 160L140 167L136 168L134 165L130 166V170H129L128 174H126L125 179L123 181H119L118 182V184L120 183V188H119V186L115 185L117 182H114L112 184L106 185L108 187V189L106 190L105 197H102V198H107L108 199L107 200V204L109 206L110 211L112 213H114V212L117 213L116 210L118 208H121L122 211H123V217L121 219L118 216L114 218V215H113V218L108 217L101 224L103 226L108 224V226L111 227L110 230L107 233V236H106L107 240L110 239V237H111V235H112V233H113V231L115 229V227L113 226L115 224L114 219H118V221H121L122 219H125V218L128 217V219L126 220V223H129L138 213L144 211V208H143L144 203L149 198V193H147V192L146 193L145 192L142 193L143 192L142 188L138 186V182L142 181V179H143L142 175H141L142 174L141 173V167H142L143 159H142L141 156H138ZM151 161L152 160H149L148 163L152 164ZM198 161L202 165H205V163H206V160H204V159H199ZM105 165H106L105 163H101V167L97 168L96 171L99 172V170H106L105 167H104ZM89 168H90V166H89ZM89 168H88V172H87L88 175H90L89 177L90 178L91 177H95L96 171L93 170L94 172H90ZM153 169H155L156 172L158 170V168H155L154 166H153ZM60 173L63 174V172H61V171H60ZM182 173L183 172H181V174ZM228 175H229V177L233 176L232 180H235L234 177H235L236 174L230 173ZM107 176H109V175H106V176L103 175L99 179H104V177H107ZM130 177H132V179ZM253 177H254V174H253ZM58 179H60V178H58ZM87 179H89V178H87ZM236 179L237 180H235V181H236V183L238 185V182H239L238 178H236ZM81 180H83V179H81ZM84 180H86V178ZM68 181L69 180L66 177H63L62 178V182H59V181L56 182L55 181L56 183H55L54 186H56V185L62 186V185H65V184H67L66 186H68V183H69ZM242 183H243V180H242ZM257 184L258 185L251 186V187H250V185H248V189L249 190L245 193L247 198L251 197V196H255L257 192H261L262 191L261 188H264V186L262 184L260 185V183H258V182H257ZM118 188H119V191H118ZM132 192H135L137 195H133ZM140 192H141V194H140ZM123 193H125V195H123ZM73 194L74 193H72V195ZM86 194H87L86 191L76 192V195H78V197H79L78 199H76V211L77 212H79L81 209H85V208L88 207V205H89L88 202L84 198L81 197V196H86ZM241 194L244 195V191H242V188L240 190L239 195H241ZM133 196L137 197V199H136L137 201L135 202V205H136L135 209H133L130 206V204H129V198H131ZM230 203L232 205H235V204L236 205H240V204H238L239 202H237V203L236 202H230ZM242 203H243V201H242ZM242 203H241L240 207L238 206L237 212L236 211L235 212L231 211L232 212L231 213L229 211L231 214L228 217L231 220H233V218L235 217L234 220L232 221V222H234L232 224V226H234L236 224L238 226H240V224H242V222H243V224L246 225V222L248 220H251V219H258L259 221H262L264 219V208L263 207H259L260 210L258 212H260V213L258 215H254L252 213V211L248 208V201L245 202L246 203L245 210L242 209ZM227 204H229V203H227ZM215 207H216V205H215ZM70 208H66V210L70 209ZM138 208H141L140 211L137 210ZM257 209H258V207H256V210ZM62 212H64V210H62ZM195 213H196V211H195ZM187 215L191 216L190 210L187 211ZM78 217L79 216L75 215L74 218L77 219ZM228 217L226 219H228ZM13 219H14V217H13ZM224 220H225V215H224ZM13 222H14V220H13ZM247 223H249V222H247ZM213 225H217L218 229H215L213 231L214 235L209 237L207 239L206 243L202 244L201 242L196 241V244L198 246L202 247V246H206L207 245L209 247L210 251H212V252L215 251L217 246H221L222 243L223 244L227 243V244L230 245V247L228 248L229 249V253L226 254L225 256H216L215 254L213 255V264H253L254 260L247 259L245 257V255H244L246 253L247 249H248L249 243L251 244V242H252V238H253L252 235H250L248 233H243V234L240 235V233H238L237 237L236 236L233 237V235L235 233H237V232H233V233L228 232V230H227L228 227H227V229H225V225L226 224L225 225L224 224L221 225V223H216V224L212 223V226ZM112 226H113V228H112ZM17 228L20 230L19 223L17 224ZM220 234H223V236L221 238H219L218 240L214 239V237H216L217 235H220ZM182 235L185 238H188L189 236L192 235V233L190 231H186V232L183 231ZM263 235H264V230L262 232H260L258 238H255V240L261 239L262 246L261 247H253L252 248L253 249V253L256 254V259L255 260L257 261L258 264H264V236ZM166 236H167L168 240H170L168 235H166ZM182 246H183V244H182ZM129 250L136 251V257H138V255L140 257H142V255L144 256V254H147L146 255L147 257L150 255L149 251H148V247L143 242H140L138 244L135 243L134 246H132L131 248L128 249V251ZM154 250H153L154 252L158 251V252H160L162 254V251L160 249H154ZM28 253H33L32 242L29 244V247H28V249L25 252V260L23 262L24 264H30V261L27 258ZM165 258H167L168 260H174V262H176L177 264H184V261H183L184 257L183 256H178L174 251H170L168 253L164 252L162 259H165ZM147 260L151 261L152 259L150 260V258L148 257ZM205 262H206V260H204L203 263H205ZM160 264H163V260L161 261Z\"/></svg>",
	"mask_w": 264,
	"mask_h": 264
}]
</instances>
